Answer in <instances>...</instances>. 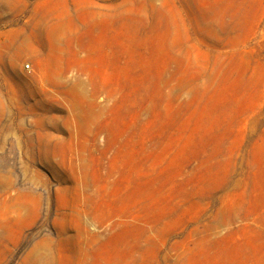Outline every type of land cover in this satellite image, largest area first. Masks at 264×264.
Masks as SVG:
<instances>
[{
	"label": "rangeland",
	"instance_id": "1",
	"mask_svg": "<svg viewBox=\"0 0 264 264\" xmlns=\"http://www.w3.org/2000/svg\"><path fill=\"white\" fill-rule=\"evenodd\" d=\"M0 264H264V0H0Z\"/></svg>",
	"mask_w": 264,
	"mask_h": 264
},
{
	"label": "built area",
	"instance_id": "2",
	"mask_svg": "<svg viewBox=\"0 0 264 264\" xmlns=\"http://www.w3.org/2000/svg\"><path fill=\"white\" fill-rule=\"evenodd\" d=\"M25 68H27V69H28V68H29V64H25Z\"/></svg>",
	"mask_w": 264,
	"mask_h": 264
}]
</instances>
